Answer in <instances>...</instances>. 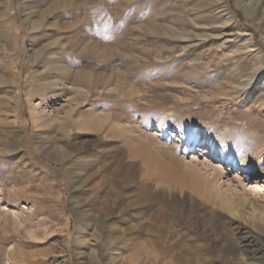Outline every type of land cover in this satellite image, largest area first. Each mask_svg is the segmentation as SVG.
Masks as SVG:
<instances>
[{
    "label": "rangeland",
    "instance_id": "obj_1",
    "mask_svg": "<svg viewBox=\"0 0 264 264\" xmlns=\"http://www.w3.org/2000/svg\"><path fill=\"white\" fill-rule=\"evenodd\" d=\"M256 2L0 0V264H264L251 237L252 214L264 232ZM43 44L40 65L54 70L36 80ZM72 109L73 121L43 117ZM207 129L245 156L248 173L215 169L217 154L204 159L211 182L182 169L203 159ZM3 132L18 135L12 151H1L12 141ZM174 146L179 162L167 153L164 169L151 153ZM224 193L237 210L219 205Z\"/></svg>",
    "mask_w": 264,
    "mask_h": 264
},
{
    "label": "bare ground",
    "instance_id": "obj_2",
    "mask_svg": "<svg viewBox=\"0 0 264 264\" xmlns=\"http://www.w3.org/2000/svg\"><path fill=\"white\" fill-rule=\"evenodd\" d=\"M247 2L246 3V8H248V9H250L251 8V6L253 5V2H256V0L255 1H246V0H237V3L238 4H240V3H242V2ZM258 2V1H257ZM256 2V3H257ZM262 4H264V3H262ZM256 6V5H255ZM264 6V5H263ZM245 8V7H244ZM250 13L251 14H253V12H251L250 11ZM250 13H248V14H250ZM262 13H264V8H263V12ZM29 15V13H26V18H27V16ZM263 15V14H262ZM262 20V19H261ZM37 24V23H36ZM263 24V23H262ZM34 22H31V27L33 28L34 27ZM254 42V41H253ZM236 45V44H235ZM239 46V45H238ZM237 46V47H238ZM250 46H253L254 48H255V52H256V54L258 55V61H259V64H262V62H263V56H262V54H261V50L259 49V45L258 46H256V44H250ZM236 47V48H237ZM48 49V45L47 44H43L42 46H40V47H38L37 49H35V51H34V54H35V61H33L34 62V66H36V69L33 71L34 73H35V76H39V77H37L36 78V80H40L41 78H44V76L42 75V74H46V73H42L43 71H47V69L48 68H50V69H53L54 70V65L53 66H48L47 65V60H44V62H43V65H40L41 63H42V60L40 61V59H39V56L41 55V54H43V52H45L46 50ZM6 50H8V47L6 46V47H0V51H6ZM232 52V51H231ZM26 53V52H25ZM254 53V52H253ZM233 54V53H232ZM44 55V54H43ZM45 57V56H44ZM241 63V62H240ZM46 66V67H45ZM57 67H58V65H56ZM15 67V69H17V71H19L18 70V68H17V66H14ZM37 67L38 68H42V70H38L37 69ZM43 68H45V69H43ZM259 69H260V66L259 65H257V66H255L254 68H252V72L250 73V75L248 76V80H252L255 76H258L259 74H258V72H259ZM57 70H58V68H57ZM248 70V69H247ZM22 75V74H21ZM20 75V76H21ZM263 75V74H262ZM19 75H16V77L15 76H12L11 77V79H10V81L13 83V85L15 86V88H16V86H17V83H18V78L20 77ZM264 82V81H263ZM46 84H49L51 87H53V86H56L57 85V83H56V80H52V82H49V83H46ZM76 85V84H75ZM244 85V87H245V84H243ZM71 86H73L74 87V85L73 84H71ZM18 87V86H17ZM76 87L77 88H79V86H77L76 85ZM47 90H44V96H47V97H45V99H43L42 97L40 98V101L39 102H46V101H50L53 97H57L58 96V94L56 93V87H54V88H52V89H49V88H46ZM16 90H17V88H16ZM128 90V89H127ZM55 91V92H54ZM129 91H130V89H129ZM128 91V92H129ZM17 92V91H16ZM79 92V91H78ZM125 92V91H124ZM121 94H122V92H121ZM123 96V95H122ZM37 103L36 104H34L33 105V109H32V111L34 112L35 110H36V108H37ZM38 109V108H37ZM75 109V108H74ZM48 111H46V113H44V115H43V117L44 118H49L50 120H49V122H52V121H55L56 119H60V122H62V121H66V120H69V121H73L74 120V118H73V109L72 110H70L68 113H65L64 115H62V116H58V117H56L55 115H51L50 114V112L49 113H47ZM53 114V113H52ZM63 114V113H62ZM104 114V113H103ZM32 115H33V119L34 118H37L38 119V117H40V115H39V113L37 112L36 113V115L34 114V113H32ZM80 117V116H79ZM86 117V116H85ZM76 118H78V116L76 117ZM108 119H111L112 118V115L109 113V115H108V117H107ZM76 120V119H75ZM84 120L85 121H82V126H83V128H89V121H88V119H85L84 118ZM84 122V123H83ZM93 122V121H92ZM40 123V126L41 127H43L42 129H44V127H46L47 126V124H49L48 122H46V121H41V122H39ZM113 123V122H112ZM57 125V124H56ZM61 125V124H60ZM25 127V126H24ZM120 127H122V126H120ZM56 128V127H55ZM61 128V127H60ZM124 129V128H123ZM128 131V130H127ZM205 132V134H206V137H207V144H206V146L205 147H203L202 149H199L198 148V150L199 151H202V154L201 155H204V157H203V159L202 160H200V162L199 163H194L193 162V164L192 163H189V167L191 168V169H189L188 167L187 168H182L184 171H186V172H189L191 175H192V177H194V180H196V181H199V182H201V183H205V182H211L213 179H209V177H207V174H206V172H205V170H204V168L208 165V163L206 162L207 161V156H212V155H214V154H217V158H218V160H217V162H216V166H214V168L215 169H217V168H219V167H224V166H226L227 168H233V167H235L236 169H237V174H245V173H248L249 172V169H248V167L246 166V164H245V161H244V159H245V156H242L241 158L239 157V158H236L234 155H233V153H232V151H230L229 150V148L227 147V145L225 144V142L223 141V139L220 137V136H215L214 135V133L212 132V130L211 129H207V130H205L204 131ZM44 133V131L43 130H41V135H40V137H42V134ZM142 134V133H141ZM3 135H4V139L6 140L7 138H12V141L11 142H7L6 144H5V147L3 148V149H1V151H4V152H6V151H12L13 150V148L16 146V145H18V143H20V141L17 139V137H18V135L16 134V133H6V135H5V133L3 132ZM133 135V134H132ZM139 136V135H138ZM144 136H145V134H144ZM146 137V136H145ZM43 138H45L44 136H43ZM135 138H137V137H135ZM150 138H151V136H150ZM1 139V138H0ZM132 139V138H131ZM134 140V139H133ZM146 140V139H145ZM57 147V146H56ZM257 147H260V149L259 148H257ZM256 147V149H254V152L255 151H257L258 153H260L261 154V152H264V142L260 145V146H257ZM162 149H161V151L160 152H157V156H159V158L156 156V154H153V153H151L152 155H154V159H155V161H160L161 162V164H163V167H164V169H165V166H167V165H164V163L162 162L164 159V157H165V155L168 153V155H169V157L172 159V161L173 162H175V161H178V156H177V153H178V151H179V148H177V146H174L173 148H172V151L173 152H169V151H167V149H165V148H163V147H161ZM195 149L197 148V147H194ZM194 148H192V150H194ZM159 149V148H158ZM253 149V148H252ZM156 150V149H155ZM160 150V149H159ZM157 151V150H156ZM240 154V153H239ZM12 155L13 156H11V159L12 160H14V161H16V163H18L19 161H21V159H23L25 156H23V155H20V156H18V154L16 155V154H14L13 152H12ZM241 156V155H240ZM204 159H206V161L204 160ZM162 160V161H161ZM180 160H182L181 158H180ZM166 162V161H165ZM179 162V161H178ZM177 163V162H176ZM19 164V163H18ZM22 164V163H21ZM187 165V164H186ZM204 167V168H203ZM202 171V172H201ZM263 178V180H264V176L262 177ZM262 180V181H263ZM261 181V180H260ZM190 184V183H189ZM199 189H201V187H198ZM197 191V190H196ZM214 195L215 196H217V197H220L221 195L218 193V192H215L214 193ZM214 196V197H215ZM224 200L223 201H219V205L222 207V208H224V209H226V210H229V211H234V210H237V204L236 203H234L233 202V200H231V201H229V199H228V197L230 196L229 194H227V193H224ZM216 197V198H217ZM239 211V210H238ZM264 219V218H263ZM252 220H253V227L254 228H252V238L254 239V241H259L260 243H261V249L259 250V247L258 248H256V247H254L253 249V255H252V257L255 259V260H260L261 258L263 259L264 258V239L263 238H261L260 237V235L261 236H264V232L261 230V229H259V227L257 226V222H259V220L257 221V218H256V215H254V214H252ZM110 223V222H109ZM109 223H108V225H109ZM105 225V224H104ZM110 226V225H109ZM263 226H264V222H263ZM104 227V226H103ZM106 227L107 226H105V229H106ZM137 228H138V226H136ZM140 227V226H139ZM108 228V227H107ZM136 228V229H137ZM263 228V227H262ZM110 230H112V229H110ZM113 232H115V231H113ZM159 233V232H158ZM122 234V233H121ZM263 234V235H262ZM158 235V234H157ZM161 236V235H160ZM118 237V236H117ZM142 242V241H141ZM155 242V241H154ZM149 243V242H148ZM143 246V245H142ZM149 246V245H148ZM153 246V245H152ZM258 250V251H257ZM96 251V250H95ZM154 251H155V249H154ZM159 261V260H158Z\"/></svg>",
    "mask_w": 264,
    "mask_h": 264
}]
</instances>
